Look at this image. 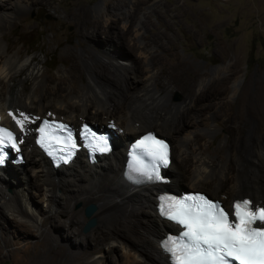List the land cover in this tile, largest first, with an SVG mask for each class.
Wrapping results in <instances>:
<instances>
[{
  "label": "rangeland",
  "instance_id": "obj_1",
  "mask_svg": "<svg viewBox=\"0 0 264 264\" xmlns=\"http://www.w3.org/2000/svg\"><path fill=\"white\" fill-rule=\"evenodd\" d=\"M41 2L18 20L10 31L3 34L12 51L21 49V57H34V60L41 63L43 71L42 81L38 87L34 86V81L29 76V69L14 77L12 80L14 84L9 92L12 96L10 103L14 100L15 89L20 85L27 92L36 88L39 94L48 96L47 93L51 90L47 85L51 87L59 79L68 82L67 66L70 60L67 51L73 52L76 56L78 70L74 85L77 88L84 87L95 71L96 74L105 73L104 76L97 74V80L99 88L106 89L112 81L108 76L110 62L116 58L125 61L128 56L133 60V66L128 69L127 75L131 90L143 86L146 76L143 57L138 54V50L128 51V47L134 44V40H131L132 31L137 25L141 31L140 35L157 38L155 42L149 43L157 57L154 70L160 76L158 83L152 88L155 87L161 94H166L167 90L169 93L168 102L157 105L154 103L155 95L152 91L142 93L144 97L138 99L134 105L136 110L149 108L155 114L167 112L170 115L174 104L187 101L191 94L199 93L202 86L209 85L211 81L215 82L231 67L237 73L226 82V92L220 97L207 95L197 104L200 108L195 107L190 112L188 118L190 126L186 130L189 129L192 135L199 136L200 145L193 143V148L196 147L194 149L208 159L231 163L237 157L234 149L236 143L233 141L231 148L227 146L231 145L233 138L231 130L240 125V140L245 143L257 140L259 147L264 149V137L258 136L264 131V0H41ZM97 4L103 11L94 9ZM105 20L112 22L109 28L111 38L104 37L105 30H100L97 36H93L90 28L92 24L97 21L100 26L107 25ZM130 20L133 27L124 26V23ZM81 32H87L88 37L82 38ZM122 38L125 41L123 47L117 43ZM172 48L177 53L176 57L169 52ZM126 52L129 55H126ZM194 67L203 75L196 73ZM49 77H52L50 84ZM115 79L116 83H120V80ZM200 82L202 85L198 87ZM188 87L190 91L187 90ZM241 89L245 90L244 94L238 93ZM234 90L238 92L234 93ZM47 106L55 109L54 104ZM28 109L32 110L30 107ZM92 110L85 116L84 121L93 122ZM50 111L46 109V113H43L47 117L63 116L60 114L61 110L48 114ZM149 128L166 136L154 125ZM168 139L172 144V139L170 137ZM191 148L189 144L185 146L189 152ZM247 153L246 149L239 154L238 161L244 162ZM173 158L177 159L175 147ZM173 172L174 170L169 169L165 175L170 178ZM262 172L264 173V167ZM33 181L29 191L35 201L41 203V184H34ZM181 185L184 191L201 190L207 193L209 198L219 199L208 188L189 187L187 180ZM6 191L12 193L10 188ZM166 191L182 192L169 183ZM219 200L225 207L227 206L223 199ZM260 206H264V202L260 203ZM65 211L40 212L36 221L20 215L19 212H0V264H96L92 258L100 254L98 252L100 248L94 247L93 257H88L83 251L84 247L88 252L91 250L92 241L88 236L97 225V221L84 231V224L87 221L84 212L77 215L80 218L77 219L83 222L79 225L78 222L69 224L68 220L72 218L73 212ZM167 229L170 230L169 227ZM75 235L81 239V243ZM47 242L49 246L45 247ZM103 251L107 255L103 259L104 264H117L116 258H120L119 249H116L114 254L108 253L105 247ZM80 252L84 255L78 259L77 255Z\"/></svg>",
  "mask_w": 264,
  "mask_h": 264
},
{
  "label": "bare ground",
  "instance_id": "obj_2",
  "mask_svg": "<svg viewBox=\"0 0 264 264\" xmlns=\"http://www.w3.org/2000/svg\"><path fill=\"white\" fill-rule=\"evenodd\" d=\"M40 3H42L41 0H0V123L13 128L17 133L18 140L23 135V142H18V146L24 154V160L20 165L6 164L0 169V212H19L20 215L36 221L39 219L40 212L66 210L65 212H73L72 218L68 220L69 224L78 222L79 225H82L83 222L77 215L82 214L85 206L92 203L96 205L94 218L97 225L88 236L92 241L91 250L88 252L84 247L85 251L83 252L88 257H93L94 247H99L100 254L92 258L94 263L104 264L103 259L107 256L103 251V247H105L108 253L113 254L116 249H119L120 258H116L117 264H170L169 256L162 248V241L167 233H172L177 229L173 222L163 219L157 211L158 195L166 191L162 189L166 188L168 183L182 192L191 190L184 191L182 189L181 183L185 180L189 187L208 188L215 197L226 202L228 209L231 208L234 200L242 199V197L250 198L258 206L264 202V173L262 172L264 149L259 147L257 140L250 141V143L242 142L239 138L241 126H236L234 130H231L233 138L231 145L227 147L231 148L234 141L237 157L246 149L248 153L244 162L238 161L236 157L233 162L228 163L218 159H208L203 156L204 154L196 151L194 149L196 147L193 148V143L199 145V136L192 135L189 129L186 130L190 126V119H188L190 112L197 107L199 101L211 94L216 97L222 96L226 92V82L235 76L236 70L229 67L224 76L217 78L213 83L211 81L209 85L202 86L199 93H190L187 101L174 104L170 115L167 112L155 114L149 108L136 110L134 105L138 99L144 97L143 94L152 91L155 95L154 103L157 105L166 102L169 93L167 90L166 94H161L155 87L152 88L158 83L160 76L154 70L157 65V57L149 43L155 42L157 38H146V36L140 35L141 31L137 25L132 31L131 40H134V44L128 47V51L138 50V54L143 57V69L146 72L143 86L131 90L127 75L129 74L128 69L133 66V60L128 56L125 61L122 58H116L110 62L108 76L112 81L106 89H100L97 80V74L104 76L105 73L97 72L96 74L94 70L92 76L90 75V81L84 87L77 88L74 85L78 70L76 56L73 52L67 51L66 54L70 60L67 66L68 82H65V79H59L51 87L47 85V88L51 90L50 93H47L48 96L39 94L36 88L27 92L20 85L15 89L14 100L10 103L12 96L9 92L14 84L12 82L14 77L20 75L23 70L29 69L28 74L34 81V86H37L42 81L43 71H41V63L34 60V57H21V49L12 51V48L5 42L3 34L10 31L18 20L25 17L30 9ZM94 9L103 11L98 4L94 6ZM106 20L107 25L100 26L97 21L92 24L90 28L93 36H97L98 31L105 30L104 37L111 38L109 28L112 26V22H106ZM132 25V20L124 23V26L129 28H132ZM80 36L88 37L87 32H81ZM117 43L119 46H125L123 38ZM169 52L174 57L177 56L173 48ZM126 55L129 53L126 52ZM194 71L203 75L196 67H194ZM196 73L195 75H198ZM115 78L120 80V83H116ZM51 82L52 77H49L48 83ZM167 83L169 84V81ZM201 85L202 82L198 87ZM187 90L191 89L188 87ZM244 91L241 89L237 92L244 94ZM235 92L236 90H234ZM48 104H54L55 109L47 106ZM29 107L32 110H29ZM46 109L49 111L52 109L48 114H54L61 110L62 117L51 116L49 118L63 119L70 123L79 124L84 121L85 116L92 109L96 119L93 118L91 123L104 126L106 123L114 122L118 133L113 138L112 151L107 155L97 157V161L93 163L87 161L83 152H78L67 166L52 168L51 163L34 143V131L40 118L45 116L43 112ZM9 112H24L31 118L39 119L28 123L22 134L15 121L9 116ZM153 125L159 132L166 135L164 137L172 139L171 162L163 173L165 175L170 169L174 170V174L170 178L167 176L168 183L133 185L124 177L126 148L128 142L141 132L150 130L149 127ZM185 130L186 132H184ZM258 136L264 137V131ZM188 144L192 146L190 152L185 149ZM174 147L177 159L173 158ZM32 180H34V184H41V203L35 201L30 193ZM8 188L12 190V193L6 191ZM222 205L225 206L223 202ZM168 227L170 230L167 229ZM77 237L75 235V238ZM77 239L81 243V239ZM48 246L47 242L45 247ZM83 255L80 252L77 258L80 259Z\"/></svg>",
  "mask_w": 264,
  "mask_h": 264
},
{
  "label": "snow or ice",
  "instance_id": "obj_3",
  "mask_svg": "<svg viewBox=\"0 0 264 264\" xmlns=\"http://www.w3.org/2000/svg\"><path fill=\"white\" fill-rule=\"evenodd\" d=\"M9 116L22 134L28 123L39 119L31 118L24 112H9ZM43 123L48 125L49 121ZM58 127L67 126L61 124ZM38 131L42 134L40 143L43 145L45 128L41 127ZM98 139L107 144L105 138ZM149 141L154 154L167 164V145L152 134L139 143L146 146ZM18 142H23V135L18 140L14 131L0 127V164L7 156L5 148L10 146L19 151ZM100 150L107 151L108 148L101 147ZM161 211L185 228L179 237H170L165 243L173 256V264H264V206L255 205L249 199H240L226 210L218 201L197 194L185 198L168 197L166 204L161 205Z\"/></svg>",
  "mask_w": 264,
  "mask_h": 264
},
{
  "label": "water",
  "instance_id": "obj_4",
  "mask_svg": "<svg viewBox=\"0 0 264 264\" xmlns=\"http://www.w3.org/2000/svg\"><path fill=\"white\" fill-rule=\"evenodd\" d=\"M90 124H92L91 122H89ZM157 136L159 137H163L165 138L166 140H168V138L162 136L161 134L155 132ZM169 141V140H168ZM166 190V188L164 189ZM207 194V193H206ZM208 195V194H207ZM209 196V195H208ZM212 198V197H211ZM96 210V205L90 203L88 205L85 206L84 208V215L85 217L87 218V221L86 223L84 224V231H87L90 227H92L95 222H96V219L94 218L93 214H94V211Z\"/></svg>",
  "mask_w": 264,
  "mask_h": 264
},
{
  "label": "clouds",
  "instance_id": "obj_5",
  "mask_svg": "<svg viewBox=\"0 0 264 264\" xmlns=\"http://www.w3.org/2000/svg\"><path fill=\"white\" fill-rule=\"evenodd\" d=\"M155 132V131H154ZM156 134V133H155ZM166 141H168V140H166ZM169 142V141H168Z\"/></svg>",
  "mask_w": 264,
  "mask_h": 264
}]
</instances>
